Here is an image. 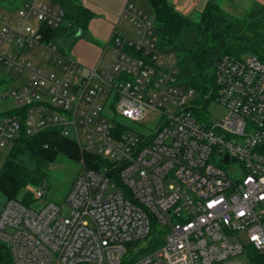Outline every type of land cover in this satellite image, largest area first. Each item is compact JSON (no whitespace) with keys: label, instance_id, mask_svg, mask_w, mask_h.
<instances>
[{"label":"built area","instance_id":"2783aa9c","mask_svg":"<svg viewBox=\"0 0 264 264\" xmlns=\"http://www.w3.org/2000/svg\"><path fill=\"white\" fill-rule=\"evenodd\" d=\"M52 3L0 1L17 15H0V165L18 137L46 130L106 163L81 160L62 205L30 186L31 204L3 205L12 263L248 264L245 245L264 253V61L222 55L198 99L132 5L121 18L135 37L113 31L88 67L67 53L80 34L65 36L73 25ZM211 104L223 120L209 121Z\"/></svg>","mask_w":264,"mask_h":264},{"label":"trees","instance_id":"16d2710c","mask_svg":"<svg viewBox=\"0 0 264 264\" xmlns=\"http://www.w3.org/2000/svg\"><path fill=\"white\" fill-rule=\"evenodd\" d=\"M1 1V0H0ZM152 14L154 35L159 48L174 55L177 78L183 85L195 89L198 99L213 85L216 62L222 55L241 57L253 55L264 61V5L254 2L242 18L223 11L218 4L208 2L197 20L179 14L168 0H144ZM66 19L73 25L65 36L85 33L93 13L77 0H58ZM129 3V0L127 2ZM76 163L92 161L106 163L81 153L70 138L61 137L57 130H46L32 137L20 136L0 165V211L9 200L28 205L33 202L30 187H42L49 168L59 157ZM153 247L161 243L156 229L152 230ZM248 264H264V253L251 245L244 248ZM0 264H13L7 246L0 242Z\"/></svg>","mask_w":264,"mask_h":264},{"label":"rangeland","instance_id":"374dc122","mask_svg":"<svg viewBox=\"0 0 264 264\" xmlns=\"http://www.w3.org/2000/svg\"><path fill=\"white\" fill-rule=\"evenodd\" d=\"M44 4L52 9H55L52 0H42ZM82 5H90L96 9L95 15L92 17L88 28L85 33L79 37H71L63 42V45L67 49V53L76 59L77 61L90 62L97 56V50L106 43L107 40L98 36L95 32L106 30L107 25L113 23L115 24V29L117 33H121L127 38L133 39L135 37V29L132 24L126 19L121 18L118 20L116 13L114 11L116 0H77ZM130 5L141 13H144L150 20H152V14L149 11L148 4L144 0H129ZM99 9V10H98ZM0 15L6 16L9 19H16V14H10L0 9ZM114 15L116 17H114ZM236 17L242 18L244 15L236 14ZM96 30V31H95ZM94 47V48H93ZM110 56L108 53L104 59L101 61L103 65L107 58ZM40 56L38 53L31 54V59L33 63H37ZM45 72H53V69L48 67H43ZM8 105L13 106L10 102ZM5 106L0 103V112ZM210 122H219L223 120L227 115V110L218 104H211L207 107L206 112ZM5 155H2V160H4ZM82 167L80 163L73 162L64 157H59L55 164H53L47 173L45 182L41 187L44 191L43 199L46 201L53 202L57 205H62L65 198L75 180L76 176L81 172ZM239 238L243 243L246 241L244 234L239 233Z\"/></svg>","mask_w":264,"mask_h":264},{"label":"crops","instance_id":"0c3cea01","mask_svg":"<svg viewBox=\"0 0 264 264\" xmlns=\"http://www.w3.org/2000/svg\"><path fill=\"white\" fill-rule=\"evenodd\" d=\"M127 2L128 0H116L114 11L116 13V16L118 17V20L121 19L123 8ZM168 2L179 14H181L184 17L191 18L193 20L198 19L200 13L203 11V9L205 8L208 2H213L218 4L223 11L234 17H236V14L245 15L249 11V9L251 8L254 2L264 5V0H168ZM83 6L88 8L93 13V16L95 15L97 8L90 6L88 4L87 5L84 4ZM116 16L114 15V17ZM106 28H107L106 30H102V31L95 30L96 31L95 33L101 38L108 40L111 33L113 31H116L115 24L111 23L107 25ZM96 50H97V56L95 57L94 60L90 62L80 61V63L88 67L93 66L96 63L99 56V49Z\"/></svg>","mask_w":264,"mask_h":264},{"label":"water","instance_id":"95a60500","mask_svg":"<svg viewBox=\"0 0 264 264\" xmlns=\"http://www.w3.org/2000/svg\"><path fill=\"white\" fill-rule=\"evenodd\" d=\"M79 34H81V32L79 31Z\"/></svg>","mask_w":264,"mask_h":264}]
</instances>
